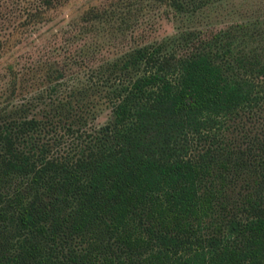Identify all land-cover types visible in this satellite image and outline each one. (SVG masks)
<instances>
[{"label": "trees", "instance_id": "obj_1", "mask_svg": "<svg viewBox=\"0 0 264 264\" xmlns=\"http://www.w3.org/2000/svg\"><path fill=\"white\" fill-rule=\"evenodd\" d=\"M220 1L87 3L63 57L7 65L0 264H264V16L193 24ZM153 10L175 31L118 47Z\"/></svg>", "mask_w": 264, "mask_h": 264}, {"label": "rangeland", "instance_id": "obj_2", "mask_svg": "<svg viewBox=\"0 0 264 264\" xmlns=\"http://www.w3.org/2000/svg\"><path fill=\"white\" fill-rule=\"evenodd\" d=\"M24 1V2H22ZM104 0H71L57 8L48 11L47 20L31 24L23 29L20 24L24 21L25 0H0V36L6 39L3 54L0 57V91L6 84L9 76L8 64L24 65L35 60L42 54L61 58L66 53L63 30L67 22L78 13L84 5ZM202 15V16H201ZM242 16H264V0H221L217 6H211L203 14L194 18L195 25L212 26L217 29L228 21L236 20ZM175 31L174 22L158 11H150L139 22L138 27L127 33L125 40H120L118 47H128L135 42L146 39L159 38ZM124 43V44H123ZM117 47V46H115ZM111 48V49H110ZM104 51L111 55L114 47ZM108 110H104L97 118V122H104Z\"/></svg>", "mask_w": 264, "mask_h": 264}]
</instances>
